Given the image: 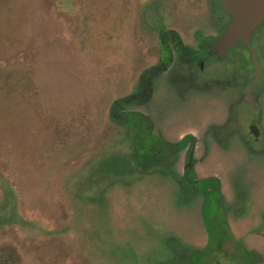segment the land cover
<instances>
[{"label":"rangeland","instance_id":"obj_1","mask_svg":"<svg viewBox=\"0 0 264 264\" xmlns=\"http://www.w3.org/2000/svg\"><path fill=\"white\" fill-rule=\"evenodd\" d=\"M227 20L216 0H0V264H190L207 240L201 197L157 172L117 174L106 160L131 134L109 108L156 63L159 29L198 48ZM252 41L257 109L241 100L240 46L201 69L174 55L136 109L170 142L200 140L195 176L220 181L232 237L205 264H244L245 251L264 264V22Z\"/></svg>","mask_w":264,"mask_h":264},{"label":"trees","instance_id":"obj_2","mask_svg":"<svg viewBox=\"0 0 264 264\" xmlns=\"http://www.w3.org/2000/svg\"><path fill=\"white\" fill-rule=\"evenodd\" d=\"M216 4L221 9L218 0H216ZM224 14L228 17L225 12ZM224 26L218 34H220ZM158 37L160 42V61L146 68L140 74L134 93L119 98L110 105L109 119L112 123L129 130L131 147L127 152L114 154L109 157L106 163L113 164L117 170L116 173L119 175L125 172L138 173L140 176L153 172L169 175L174 177L181 186L185 187L191 196L201 194L203 198L201 215L209 235V245L201 252L192 253L191 259L193 264H205L206 260L204 257L207 252L222 241L232 237L227 222L226 210L223 206L220 181L215 176L197 179L194 171L190 168H186L183 176L176 174L171 169V166L176 160L179 151L186 147L193 139V136L188 134L177 143H169L154 133L152 120L136 109L148 102V96L152 91L153 84L173 61V51H175L179 64L192 67L198 58L214 57L211 47L215 37L200 36L198 38V48L184 45L180 36L172 30L161 28L158 31ZM237 46L249 52L241 43L232 49L233 52ZM248 58L249 65H252L251 54ZM242 61H244V58ZM139 96H144V101H139ZM190 150L191 147L189 148ZM186 159L188 161L189 156ZM244 253L247 254L248 261H251L249 252L245 251Z\"/></svg>","mask_w":264,"mask_h":264},{"label":"water","instance_id":"obj_3","mask_svg":"<svg viewBox=\"0 0 264 264\" xmlns=\"http://www.w3.org/2000/svg\"><path fill=\"white\" fill-rule=\"evenodd\" d=\"M218 3L228 15V22L212 41L211 52L218 60H223L237 44H243L251 54L255 70L251 89L261 74L256 51L251 45V36L264 22V0H218ZM250 132L256 135L254 125L250 126Z\"/></svg>","mask_w":264,"mask_h":264},{"label":"flooded vegetation","instance_id":"obj_4","mask_svg":"<svg viewBox=\"0 0 264 264\" xmlns=\"http://www.w3.org/2000/svg\"><path fill=\"white\" fill-rule=\"evenodd\" d=\"M252 35H253V33H252ZM158 40H157V42H158V57H157V61H156V63H158L159 61H160V57H159V45H160V42H159V37L157 38ZM184 44V43H183ZM240 44V43H239ZM185 45V44H184ZM251 45H252V47L255 49V51H256V54H257V58H258V62H259V65H260V59H259V54H258V51L256 50V48H255V46H254V44H253V41H252V36H251ZM187 46V45H186ZM189 47H191V46H189ZM232 51V50H231ZM230 51V52H231ZM230 52L227 54V56L223 59V60H225L227 57H228V55L230 54ZM173 54L176 56V54H175V51H173ZM245 54L249 57V55H250V53L249 52H247L246 50H244L243 48L241 49V51H240V53L238 52V55H239V59H246V57H245ZM214 58H216L215 56H214ZM206 57H201V58H198L197 59V61L195 62V65H193V66H196V67H198V69H201V68H204V66H205V63H206ZM172 63H173V61H172ZM172 63H171V65L164 71V73L162 74V75H164V74H166V73H169L170 71H171V67H172ZM182 64H179V66H181ZM184 66H186V65H184ZM192 66V67H193ZM251 67H252V78H251V82L253 81V79H254V76H255V70H254V65L252 64L251 65ZM260 68H261V66H260ZM239 77H240V75H238ZM261 76H262V68H261V75H260V77H259V80H260V78H261ZM258 80V81H259ZM258 81H257V83H258ZM251 82H250V84H251ZM257 83L250 89V92H249V86L250 85H248V87L246 88V90H245V92H244V94L242 95V97H241V100L243 101V102H245V103H247L249 106H251L254 110L255 109H257L258 108V103H257V100H256V98L258 97V95H256L255 93H254V87L257 85ZM251 96V100L249 99V97ZM251 125H254L255 126V129H256V135L255 134H253L252 132V134L253 135H255V136H258V135H260V130H259V128H258V126H257V123H256V121H254V122H252V124ZM153 131H154V127H153ZM155 133V132H154ZM157 136H160L162 139H164L165 141H167V142H169V143H177V142H179V141H181L184 137H185V135L184 136H182L181 138H179L178 140H176L175 142H170V141H168V140H166V138H164V136L162 135V134H157V133H155ZM188 135V134H187ZM198 142H200V140H195V138L193 137V139L186 145V147H184L182 150H180L179 151V153L177 154V158H176V160L174 161V163L172 164V166H171V169L176 173V174H178L177 172H176V170L174 169V166L176 165V162L178 161V158H179V156L181 155V153L183 154V159H184V165H183V167H182V173L181 174H178V175H180V176H183V174L185 173V170H186V168H190V169H192L193 171H194V168H193V166H194V160H195V158H194V156H193V152H194V150L196 149V144L198 143ZM191 147V150L189 151V148ZM187 156H189V159H188V161H186L187 159H186V157ZM194 173H195V171H194ZM166 176V175H165ZM169 176V175H168ZM171 179H173V180H175L178 184H180L174 177H172V176H169ZM197 179H200V178H197ZM181 185V184H180ZM198 196H200L201 198H202V196H201V194H198ZM202 200H203V198H202ZM227 216V215H226ZM201 217H202V215H201ZM203 220V219H202ZM204 224V223H203ZM204 228H205V225H204ZM205 234H206V237H207V240H206V244H205V246H204V248L203 249H205L208 245H209V235H208V233H207V230H206V228H205ZM225 241V240H224ZM224 241H222V242H224ZM221 242V243H222ZM220 243V244H221ZM219 245V244H218ZM203 249H201V250H199V251H196V252H201ZM190 262V264H193V261L191 260V261H189ZM244 264H253V262H251V261H248V262H245Z\"/></svg>","mask_w":264,"mask_h":264},{"label":"crops","instance_id":"obj_5","mask_svg":"<svg viewBox=\"0 0 264 264\" xmlns=\"http://www.w3.org/2000/svg\"><path fill=\"white\" fill-rule=\"evenodd\" d=\"M198 143H199V142H198ZM198 143H197V144H198ZM194 151H196V149H195ZM195 164H196V163H195ZM158 174H159V173H158ZM190 196H191V195H190ZM191 197H194V196H191ZM201 210H202V198H201ZM200 215H201V214H200ZM201 220H202V217H201ZM202 222H203V220H202ZM203 225H204V224H203ZM202 249H203V248H202ZM197 251H199V250H197ZM177 253H178V252H177ZM185 253H186V256H189V257H190V260H191V258H192L191 254H192V253H190V252L187 253L186 251H185ZM185 253H184V254H185ZM176 256H177V255H176ZM175 260H176V261H180L178 258L175 259ZM178 263H179V262H178ZM185 263H186V262H185ZM182 264H184V262H183Z\"/></svg>","mask_w":264,"mask_h":264}]
</instances>
